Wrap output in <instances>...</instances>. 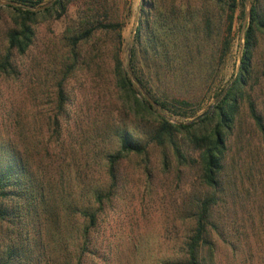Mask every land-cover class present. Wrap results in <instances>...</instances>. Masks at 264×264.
Returning a JSON list of instances; mask_svg holds the SVG:
<instances>
[{
  "label": "rangeland",
  "instance_id": "374dc122",
  "mask_svg": "<svg viewBox=\"0 0 264 264\" xmlns=\"http://www.w3.org/2000/svg\"><path fill=\"white\" fill-rule=\"evenodd\" d=\"M1 1L11 3H0V46L5 32L16 20L7 5L20 6L13 0ZM53 1L43 0L32 9L38 11ZM155 1L150 27L142 30L143 45L136 47L135 65L144 64L142 54L151 38L164 42L168 33L164 22L172 24L175 32L185 22L191 27L189 34L195 38L187 55L183 53L187 60L179 65L176 58L172 64L164 58V66L155 68L186 76V88L178 78L175 81L172 78L170 86L175 90L172 94L190 102L185 109L173 107L176 114L186 113L187 117L154 107L170 122L187 124L210 112L237 76L249 21L246 11L251 2L264 11V0H246L242 12L238 7L229 33L226 26L229 11L222 3ZM141 3L142 0H71L60 17H39L33 44L22 57H17L22 79L0 82V130L5 129L8 120L13 124L17 120L20 149L27 153L32 169L41 175L42 181L52 186L38 242L48 244L47 249L54 257L52 264H66L67 258L76 262L73 257L77 252L71 251L79 240L78 210L86 206L81 187L108 182L101 157L113 148L110 137L114 130H130L144 141L148 124L152 125V120L138 119L133 111L123 107L120 94L109 83L119 59L130 80L131 77L135 80L134 86L144 92L129 67ZM86 28H90L92 37L79 48V71H75L69 59L70 37ZM170 44L167 37L165 55H175ZM251 67L246 93L264 117V34L259 35ZM62 78L73 98L71 109L77 111L79 126L70 124L67 131L63 128L61 141L54 143L57 136L49 135L45 123L47 114L54 112L56 81ZM229 140L226 175L233 179L240 197L234 207L221 208L220 214L230 220L237 218L239 223L244 221L242 227L233 224L232 229L239 232L242 228L245 239L233 252L220 247L216 252L217 263L264 264V134H256L245 103ZM46 141L50 144L46 145ZM148 152V160L134 156L117 166L120 180L115 193L99 214L96 227L89 231L96 251L81 255L80 264H164L190 234L194 207L206 193L198 165L173 163L164 169L161 150L150 145Z\"/></svg>",
  "mask_w": 264,
  "mask_h": 264
},
{
  "label": "trees",
  "instance_id": "16d2710c",
  "mask_svg": "<svg viewBox=\"0 0 264 264\" xmlns=\"http://www.w3.org/2000/svg\"><path fill=\"white\" fill-rule=\"evenodd\" d=\"M13 1L20 6L7 5L16 20L5 32L0 46V82L20 78L21 69L18 67L17 57H22L33 44L35 25L39 17L43 19L54 15L55 18L60 17L71 0H55L38 11L33 9L39 7L43 0ZM208 1L222 3L228 8L226 26L229 33L236 9L240 7L242 12L246 0ZM251 3L237 76L210 112L190 123L175 124L158 113L154 105L171 115L187 117L186 113L176 114L173 107L177 105L178 108L185 109L190 102L172 94L175 90H171L170 86L171 79L175 81V78H178L182 87L186 88L187 78L183 74L172 75L164 69L155 68L164 66V58L168 64H172L176 58L179 65L184 59L187 60L184 54L187 55V50L192 46L195 37L190 36L191 27L186 22L179 26L181 29L177 32L173 31L172 24L164 22V27L168 26L166 29L169 36L166 34L164 42L160 38H151L149 45L146 46V52L142 54L144 64L137 67L136 47L143 45L142 30L150 27L151 14L156 7L155 0H142L138 9L139 21L130 51L129 67L144 92L134 86L126 70L121 67L119 59H116L109 83L113 90L120 94L123 107L133 111L138 119L152 120V125L148 124L150 127L144 141L135 137L130 130H114L113 136L110 137L113 148L101 157L104 162L103 175L107 177L108 182L81 187L84 189L86 206L78 210L81 218L77 228L79 240L76 245L73 244L71 251L73 254L77 252L73 257L76 258V262L73 263L67 258L66 264H80L81 255L95 253L96 247L91 245L89 231L96 227L99 214L105 205L110 203L115 193L120 180L117 166L121 161L134 156L148 160L150 145L161 150L164 169H168L173 163L176 166L196 163L200 169L201 184L206 191L194 207L190 234L183 240L182 246L171 252L170 258L164 260V264H218L216 252L220 247L223 249L228 247L233 252L243 243L245 237L241 232L242 228L241 231L238 229V232L234 231L232 226L240 224L242 227L244 221L239 223L237 218L230 220L228 216L221 215L220 210L234 207L238 202L237 197H240L237 186L234 189L233 179L226 175V168L229 165V136L235 128L242 103L247 106L256 134H264L263 114L256 108L250 94L246 93L252 72L253 51L259 35L264 34V11L259 9L257 3ZM91 33L90 28H86L70 37L69 59L75 71H79L77 67L81 55L79 48L88 43L92 37ZM167 37L176 57L174 54L171 56L164 54ZM65 84L63 78L56 81L54 112L47 114L45 123L49 135L57 136L54 143L61 141L59 138L63 128L67 131L70 124L74 127L79 126V119L75 118L77 111L71 109L74 104L73 100H70L72 98L70 90H66ZM16 126L17 120L14 124L8 120L4 123L5 129L0 130V264H52L54 257L47 249L48 244L38 243L42 238L40 231L43 225L41 221L43 210L47 208L46 200L52 195V186L42 181L41 175L32 169L27 153L24 154L20 149ZM45 144L50 143L46 141Z\"/></svg>",
  "mask_w": 264,
  "mask_h": 264
},
{
  "label": "water",
  "instance_id": "95a60500",
  "mask_svg": "<svg viewBox=\"0 0 264 264\" xmlns=\"http://www.w3.org/2000/svg\"><path fill=\"white\" fill-rule=\"evenodd\" d=\"M0 3H11V2H8V1H1V0H0ZM45 7H47V6H45ZM246 16L249 17V8H248L247 11H246ZM136 26H137V23L135 24L134 29H135ZM131 79H132V82L135 83V80L133 79V77H131ZM135 84H136V83H135ZM218 100H219V99H218ZM218 100H217V101H218ZM214 105H215V104H213L212 106H214ZM155 106H156V105H155ZM212 106H211V107H212ZM211 107H210V108H211ZM210 108H209V109H210ZM201 116H202V115L196 117L195 119H197V118H199V117H201Z\"/></svg>",
  "mask_w": 264,
  "mask_h": 264
}]
</instances>
